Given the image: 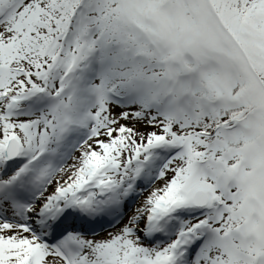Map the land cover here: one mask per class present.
<instances>
[{"label":"snow or ice","instance_id":"obj_1","mask_svg":"<svg viewBox=\"0 0 264 264\" xmlns=\"http://www.w3.org/2000/svg\"><path fill=\"white\" fill-rule=\"evenodd\" d=\"M0 264H264V0H0Z\"/></svg>","mask_w":264,"mask_h":264}]
</instances>
